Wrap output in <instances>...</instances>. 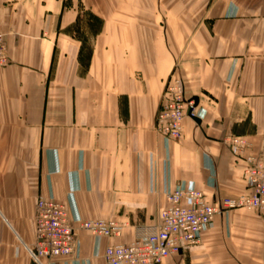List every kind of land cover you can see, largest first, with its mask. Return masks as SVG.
Returning a JSON list of instances; mask_svg holds the SVG:
<instances>
[{"label":"crops","instance_id":"0c3cea01","mask_svg":"<svg viewBox=\"0 0 264 264\" xmlns=\"http://www.w3.org/2000/svg\"><path fill=\"white\" fill-rule=\"evenodd\" d=\"M0 30V264H36L40 197L125 222L99 249L78 227L80 257L55 261L108 264V245L160 224L169 185L193 180L212 203L248 192L226 140L264 152V0H0ZM177 79L201 122L167 142L158 115ZM162 264H264V213L218 215Z\"/></svg>","mask_w":264,"mask_h":264},{"label":"built area","instance_id":"2783aa9c","mask_svg":"<svg viewBox=\"0 0 264 264\" xmlns=\"http://www.w3.org/2000/svg\"><path fill=\"white\" fill-rule=\"evenodd\" d=\"M11 62L5 33L0 30V68ZM201 116L196 102L185 94L184 82H170L158 115L157 131L167 141L182 137L186 118ZM226 142L234 157L246 162L243 178L248 192L237 197H224L212 203L193 180H181L166 189L168 205L162 210L160 224L151 230H140L129 244L108 245L104 257L108 264H162L170 256L199 244L218 215H228L246 208L264 213V152L252 151V143L244 137L231 136ZM72 206V205H71ZM54 198L40 197L35 213V243L27 249L36 264H55L61 257H80L77 228L91 232L99 243L104 237L121 234L126 223L116 220H88L73 208ZM99 254V250L96 251Z\"/></svg>","mask_w":264,"mask_h":264},{"label":"water","instance_id":"95a60500","mask_svg":"<svg viewBox=\"0 0 264 264\" xmlns=\"http://www.w3.org/2000/svg\"><path fill=\"white\" fill-rule=\"evenodd\" d=\"M196 105H197V103H196ZM192 118H193L195 121H197L198 123L201 122V119H200V117H198V116H193Z\"/></svg>","mask_w":264,"mask_h":264}]
</instances>
